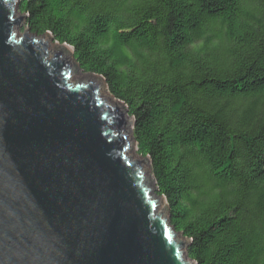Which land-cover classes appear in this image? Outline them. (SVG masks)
<instances>
[{"label":"trees","instance_id":"obj_1","mask_svg":"<svg viewBox=\"0 0 264 264\" xmlns=\"http://www.w3.org/2000/svg\"><path fill=\"white\" fill-rule=\"evenodd\" d=\"M133 118L196 264H264V0H21Z\"/></svg>","mask_w":264,"mask_h":264},{"label":"water","instance_id":"obj_2","mask_svg":"<svg viewBox=\"0 0 264 264\" xmlns=\"http://www.w3.org/2000/svg\"><path fill=\"white\" fill-rule=\"evenodd\" d=\"M20 1L0 0V264H196L127 109L101 77L73 80V49L31 32Z\"/></svg>","mask_w":264,"mask_h":264},{"label":"rangeland","instance_id":"obj_3","mask_svg":"<svg viewBox=\"0 0 264 264\" xmlns=\"http://www.w3.org/2000/svg\"><path fill=\"white\" fill-rule=\"evenodd\" d=\"M26 24V23H25ZM19 32L21 34H23L25 32V25L24 23H22L21 25H19ZM54 45L53 47H58L59 44L55 41H51V45ZM51 45H50V49H51ZM72 63L73 62V59H71ZM75 65V64H74ZM73 80H80V81H83V80H86V79H89V74H85V73H81L80 71L77 70L76 67H74V75H73ZM103 97H105V95H102ZM109 101L110 102H115V100L113 98H109ZM132 128V125L130 124L128 127H127V130L131 129ZM128 132V131H127ZM133 140V136H132V139L130 141ZM131 153L134 157L136 158H142L138 153H137V149L136 147L132 148L131 150ZM131 155V156H132ZM132 156V158L134 159V157ZM145 175L147 176V180L150 181V186H152V177L150 175V170L147 168V170L145 171ZM154 194L157 195L156 193V190H154ZM158 196V195H157ZM158 210H159V207H158ZM178 237H181V240H184V238L182 237L181 234L178 235Z\"/></svg>","mask_w":264,"mask_h":264},{"label":"bare ground","instance_id":"obj_4","mask_svg":"<svg viewBox=\"0 0 264 264\" xmlns=\"http://www.w3.org/2000/svg\"><path fill=\"white\" fill-rule=\"evenodd\" d=\"M52 46H54V45L52 44ZM132 136H133V134H130V136L128 134V137H129L130 140L132 139Z\"/></svg>","mask_w":264,"mask_h":264}]
</instances>
